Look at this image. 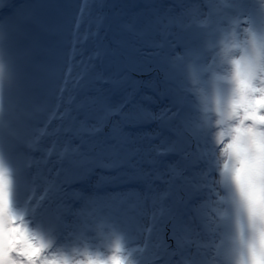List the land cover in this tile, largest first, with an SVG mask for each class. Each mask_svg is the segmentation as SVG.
<instances>
[{"label": "rangeland", "instance_id": "374dc122", "mask_svg": "<svg viewBox=\"0 0 264 264\" xmlns=\"http://www.w3.org/2000/svg\"><path fill=\"white\" fill-rule=\"evenodd\" d=\"M236 2L237 0L217 1L220 7L226 9H231ZM241 2L250 7L253 3L259 4L260 9L264 7L261 0ZM14 3L23 4L32 10L36 19L23 32L15 30L10 25L6 26L3 38L0 39V62L16 55L31 58L26 79L16 80L18 82L12 89L9 86L1 87L0 84V98L3 101L0 123L7 126L10 122V127L6 128L7 135L14 141L11 144L0 143V157L10 169L13 179V207L25 216L30 228L50 243V237L58 227V206L61 201L67 200L72 204L77 200L78 203L71 206L73 208L79 204L78 197L84 198L90 192L112 191L118 198L127 194L131 199H135L134 203H138L140 201L138 193L144 191L146 184L160 185L153 178L155 172L162 171V165L154 163L151 159L154 151L158 147L165 148L172 140H176L177 148L182 153L193 142L189 130L201 125L196 131V139L202 146L208 170L217 180L220 196L224 197L223 200L220 196L214 197L219 200V208L212 213L214 223L211 225L217 229L212 240L215 246L213 255L218 256V247L224 238H228L231 244L233 240L240 242V231L235 225L225 221V225L222 226L220 222L221 216L231 214L233 204L230 188L228 190L223 188L221 173L223 157L219 155V148L215 143V135L223 131L227 136L234 123L227 115L235 87L232 80L233 66L230 61L239 58V49H233L235 55L226 58L223 48L217 47L215 52L204 54L196 52L190 59L182 62L191 65L198 75L196 107L199 108V113L196 115L203 120L205 126L199 119H190L181 125L175 118L169 120L167 113L159 120H148L143 116L145 106L151 108L154 113H160L170 104L175 110L176 105L171 96L166 98V94L159 87L160 76L153 71L158 59L150 54L152 48L149 38L134 37L123 29V21L133 20L138 15L150 14L138 12L142 0H137L136 3L134 0H127L126 8L124 0H98L85 17L82 30L85 28L95 30V19L98 14L104 17L103 25L98 35L90 36L80 46V51L74 58L71 52L72 33L81 0H14ZM150 4L152 10H155L151 1ZM238 18L241 21L248 19L247 16ZM222 27L228 28L231 33L230 26ZM247 27L249 25L246 23L236 27L238 41L245 39L244 29ZM222 39L223 33L217 34L206 40L204 46L207 47L209 43L219 45ZM33 45L38 46L39 55L34 54ZM98 50L102 55L88 69L82 86L77 89L78 99L87 95L96 98L94 103L73 110L77 117L74 121L83 120V126L81 124L78 126L74 121L62 123L55 119L46 128L44 125L52 115L70 58L86 61ZM205 56L208 57L207 63ZM100 71L117 80L123 77V80L118 84H113L111 80L102 83L95 78ZM202 91H205L206 97L202 96ZM188 99L190 100V97ZM217 99L220 110L225 114L223 117L216 111ZM190 106L189 104L188 107ZM187 110L186 107V112ZM217 120L221 121L219 125L216 123ZM61 123L60 133L53 136V129ZM65 127H68L69 131L64 132ZM126 132H129L127 140ZM67 140L71 145L67 144ZM76 145H79L78 151L73 152L72 149ZM65 146L68 152L61 157V151ZM105 146H113L120 153V157H104ZM49 149L52 150L51 155L48 154ZM160 157L166 162L180 160L177 153ZM131 168L135 174L133 179L126 185H119L118 181L126 177ZM102 176L104 184L92 189V181ZM109 177H116L117 180L108 181ZM74 189L79 194L73 193ZM153 189L154 187L148 189L147 197L154 193ZM208 207L207 201L198 209L201 217H208ZM162 211V208L159 209L157 215L162 214ZM71 213L72 209H69L68 219ZM117 216L130 225L128 228L130 232L125 230V234L123 231L119 233L125 236L123 243L125 255L131 251L133 259L139 260L141 264H153L156 255H160L163 256L160 264H169L168 253L157 247L159 242L155 238L151 240L147 251H133L143 248L144 245L140 235L135 234L132 228L136 224L140 226V216L136 207L129 210L120 209ZM235 219L237 220V217ZM158 228L157 225V230ZM111 230L107 235L113 238L118 235ZM245 234L246 236L250 234L249 228ZM113 246L95 243L89 249L104 255L109 253ZM236 261L232 260L231 263L239 264L240 259Z\"/></svg>", "mask_w": 264, "mask_h": 264}, {"label": "snow or ice", "instance_id": "6c2138e0", "mask_svg": "<svg viewBox=\"0 0 264 264\" xmlns=\"http://www.w3.org/2000/svg\"><path fill=\"white\" fill-rule=\"evenodd\" d=\"M97 2L81 0L72 33V58L90 36L98 35L103 25L104 17L98 14L95 30H82L85 17ZM261 4L264 5V0H261ZM138 12L150 14L123 21V29L134 37L149 38L150 54L158 59L153 71L160 76L159 87L166 98L171 96L176 105L175 110L170 104L160 113L144 110L143 116L148 120H159L165 113L169 120L175 118L181 125L187 120L199 119L196 115L199 113L196 107L198 75L191 65L182 62L196 52H215L217 47L223 48L226 58L235 55L233 49H239V58L230 61L235 87L227 115L234 123L229 135L225 136L223 131L215 135V143L219 155L223 157L221 173L230 188L231 203L235 206L240 224L239 264H264V7L257 14L241 0H237L231 9L220 7L217 0H162V5L152 10L150 0H142ZM239 16H247L248 19L241 21ZM35 19L34 12L23 4H15L14 0H0V39L6 26L23 32ZM241 23L249 27L244 29L245 39L238 41L235 29ZM222 25L230 26L231 33ZM220 33H223V39L219 45L209 43L207 47L204 46L206 40ZM101 55L102 52L98 50L86 61L70 58L52 115L44 125L46 128L52 119L62 123L76 120L74 108L82 109L86 104L95 102L96 98L91 95L78 99L77 89L82 86L88 69ZM207 58L204 57L205 63ZM2 75L0 66V80ZM95 78L102 83L111 80L113 84L123 80V77L117 80L107 76L103 71L98 72ZM2 105L0 98V113L3 112ZM216 105V111L223 117L225 114L220 110L218 99ZM199 121L205 126L203 120ZM62 123L53 129V136L60 133ZM83 123L81 121L82 126ZM216 123L219 125L221 121L217 120ZM200 126L189 130L193 142L182 153L177 148L176 140L165 148L156 149L160 156L177 153L180 160L170 162L162 171L155 172L154 180L163 187L157 186L158 191L154 195L158 197L163 211L157 215L154 211L156 200L151 199L149 206L152 211L143 233V248L133 251H147L155 238L159 242L157 247L168 253L169 264H223L219 256L213 255L215 246L212 240L217 229L212 227L210 217H201L198 213V209L212 197L220 196L217 180L208 170L202 146L196 139ZM9 127L10 122L0 127V143H14L7 135L6 128ZM63 131L67 132L69 128L65 127ZM78 148L79 145H76L72 151H78ZM51 151L48 150L49 155ZM67 152L65 146L61 157ZM12 186L10 169L0 157V264H141L133 259L131 251L125 255L126 249L120 239L104 255L87 252L73 259L50 251L51 244L30 228L25 216L14 209ZM220 199L224 197L220 196ZM245 219L250 229L247 236L244 231ZM161 260L163 256L156 255L153 264H160Z\"/></svg>", "mask_w": 264, "mask_h": 264}, {"label": "bare ground", "instance_id": "6f19581e", "mask_svg": "<svg viewBox=\"0 0 264 264\" xmlns=\"http://www.w3.org/2000/svg\"><path fill=\"white\" fill-rule=\"evenodd\" d=\"M126 1L127 0H124L125 8L127 5ZM150 1L155 6L154 9L158 5H162V0ZM202 96H207L205 91H202ZM145 110L151 111L152 109H149L147 108V106H145ZM54 121L55 119H52V122ZM81 121L83 120L74 121V123H77L79 126L81 124ZM39 135L40 133L37 134L38 137ZM125 135L126 140L129 139V132H126ZM66 142L68 145H71V142L69 140H67ZM110 156L120 157V153H118L113 146H105L104 157ZM151 157L154 163H160L162 165V170L167 166L168 163H170L164 161L159 155H157L156 150ZM133 171V168H131L129 174L122 180L118 181V184H128L135 175ZM115 180H117L116 177H109L108 181ZM92 182L93 185H91V187L92 189H94L95 187L104 184L105 181L102 176L93 180ZM157 186H159V188L163 187V185L152 186L146 184L144 191L142 193L139 191L138 193V199L140 200L138 203H134L135 199H131L127 194H124L123 197L118 198L116 196V193L104 190H102L101 192H90L85 195L84 198L78 197L79 204L75 205L73 208L71 206L78 203L77 200H74L72 204H69L67 200H62L58 206V227L54 234L50 237V251L58 253L60 255H67L70 258L76 259L86 254L87 252H92L95 254L96 251H90L89 249L95 243H97L98 245L101 243V246L107 244L114 245L117 239H120L122 244L125 243V236H122L119 233L123 231L125 234V230L126 232H130L131 230H128L130 225L128 222L126 223L123 218H119L117 216V212L120 209L127 208L129 210L135 207L140 216V226L136 224L133 225L132 228L133 230H135V234H139L141 240L144 242V229L149 223L148 217L150 212L152 211L151 207L149 206L151 199L156 200L154 211L157 213L159 209H161L158 197L154 195L158 191ZM153 187L154 193H152L150 197H147L146 194L148 189ZM73 191V193L79 194L76 189H74ZM208 204L209 207L207 216L211 218V224H213L214 220L212 217V213L219 208V200L212 197V199L208 201ZM69 209H72V213L70 215V218L68 219L67 212ZM111 229L118 234L114 238L111 235H107V232ZM90 237L93 238L89 240Z\"/></svg>", "mask_w": 264, "mask_h": 264}, {"label": "flooded vegetation", "instance_id": "af4514ba", "mask_svg": "<svg viewBox=\"0 0 264 264\" xmlns=\"http://www.w3.org/2000/svg\"><path fill=\"white\" fill-rule=\"evenodd\" d=\"M35 47H38L36 45H33V50H34V54L36 53V50H35ZM40 54V53H39ZM25 59H29V63L27 65V69H26V74H27V70L29 68V65H30V62H31V58L30 57H24V56H21V55H16V56H11V57H8L7 59H4L0 62V64H2L3 62H8L10 61L9 63V66L12 67V68H17L18 64L20 63L21 60H25ZM28 75V74H27ZM26 79V78H25ZM21 81V80H20ZM16 82L18 81H13V80H2L0 81V84L2 85L1 87H6V86H9L11 87V89L16 86ZM222 183H223V176H222ZM223 188H224V185H223ZM229 189V188H228ZM226 189V190H228ZM237 216H236V210H235V206L234 205H231V214L230 215H226V216H221L220 217V222L222 224V226L225 225V221H229L230 224H234L235 225V228L240 231V224L238 223V221L235 219ZM223 220V221H222ZM248 228H247V223L246 221L244 222V231H246ZM225 239V238H224ZM223 239V240H224ZM222 240V241H223ZM221 241V242H222ZM233 244V249H235L236 251H234L235 254L238 255V257L240 258V254H239V250H240V242H237V241H234L232 242ZM237 259H235L234 261H236ZM237 263V261H236Z\"/></svg>", "mask_w": 264, "mask_h": 264}, {"label": "water", "instance_id": "95a60500", "mask_svg": "<svg viewBox=\"0 0 264 264\" xmlns=\"http://www.w3.org/2000/svg\"><path fill=\"white\" fill-rule=\"evenodd\" d=\"M137 0H134V3H136ZM36 54L39 55L38 48L35 47ZM10 61L8 62H3L0 64L2 66V80H24L27 77L26 74V69L27 65L29 63V59L21 60L20 63L18 64L17 68H12L9 66ZM0 80V81H2ZM208 111V110H207ZM223 185L224 189H228L229 186L225 182L224 177H223Z\"/></svg>", "mask_w": 264, "mask_h": 264}, {"label": "trees", "instance_id": "16d2710c", "mask_svg": "<svg viewBox=\"0 0 264 264\" xmlns=\"http://www.w3.org/2000/svg\"><path fill=\"white\" fill-rule=\"evenodd\" d=\"M251 8L258 14L259 13V4H255L253 3L251 5ZM223 221V220H222ZM234 251H236L235 249H233V244H231L228 240V238H225L219 245L218 247V256L220 258V260L224 263V264H232L231 261L232 260H239L240 258L238 257L237 254L234 253ZM230 262V263H229Z\"/></svg>", "mask_w": 264, "mask_h": 264}]
</instances>
